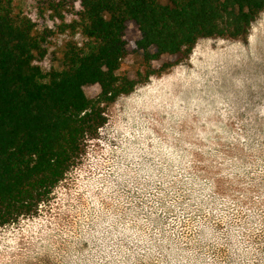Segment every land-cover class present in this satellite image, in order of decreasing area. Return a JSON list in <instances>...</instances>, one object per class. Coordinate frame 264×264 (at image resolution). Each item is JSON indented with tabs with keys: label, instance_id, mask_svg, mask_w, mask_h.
<instances>
[{
	"label": "rangeland",
	"instance_id": "rangeland-1",
	"mask_svg": "<svg viewBox=\"0 0 264 264\" xmlns=\"http://www.w3.org/2000/svg\"><path fill=\"white\" fill-rule=\"evenodd\" d=\"M139 36L130 23L126 39ZM164 62L107 106L49 198L0 226V264H264V11L247 38H201ZM143 64L129 51L119 73Z\"/></svg>",
	"mask_w": 264,
	"mask_h": 264
},
{
	"label": "trees",
	"instance_id": "trees-1",
	"mask_svg": "<svg viewBox=\"0 0 264 264\" xmlns=\"http://www.w3.org/2000/svg\"><path fill=\"white\" fill-rule=\"evenodd\" d=\"M0 0V226L34 213L107 123V106L201 38L244 39L264 0ZM134 23L140 36L126 39ZM61 55L43 66L50 45ZM129 51L139 78L119 73ZM98 85L95 97L85 87Z\"/></svg>",
	"mask_w": 264,
	"mask_h": 264
}]
</instances>
